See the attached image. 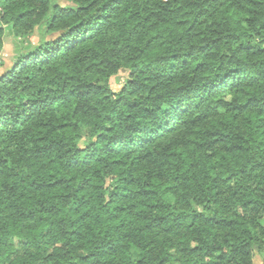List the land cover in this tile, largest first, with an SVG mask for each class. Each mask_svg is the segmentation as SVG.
Masks as SVG:
<instances>
[{
  "label": "trees",
  "instance_id": "16d2710c",
  "mask_svg": "<svg viewBox=\"0 0 264 264\" xmlns=\"http://www.w3.org/2000/svg\"><path fill=\"white\" fill-rule=\"evenodd\" d=\"M6 36L0 264H253L264 0H0Z\"/></svg>",
  "mask_w": 264,
  "mask_h": 264
},
{
  "label": "rangeland",
  "instance_id": "374dc122",
  "mask_svg": "<svg viewBox=\"0 0 264 264\" xmlns=\"http://www.w3.org/2000/svg\"><path fill=\"white\" fill-rule=\"evenodd\" d=\"M38 39V34L35 32L30 38L29 41L31 43L36 42ZM14 47L11 41L10 37H5L4 38V46L1 52V62L0 64V75L4 74L12 65V60H13V51ZM126 72L125 71H120L117 75L113 76L110 80L111 87L113 89H119L121 84L123 83V80L125 78Z\"/></svg>",
  "mask_w": 264,
  "mask_h": 264
},
{
  "label": "crops",
  "instance_id": "0c3cea01",
  "mask_svg": "<svg viewBox=\"0 0 264 264\" xmlns=\"http://www.w3.org/2000/svg\"><path fill=\"white\" fill-rule=\"evenodd\" d=\"M253 264H264V251L262 253L254 254Z\"/></svg>",
  "mask_w": 264,
  "mask_h": 264
}]
</instances>
